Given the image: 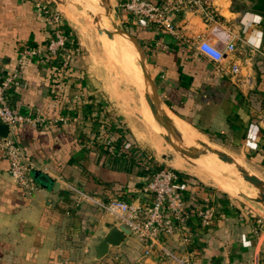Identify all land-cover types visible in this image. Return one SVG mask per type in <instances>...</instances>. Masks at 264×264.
<instances>
[{
  "label": "crops",
  "instance_id": "0c3cea01",
  "mask_svg": "<svg viewBox=\"0 0 264 264\" xmlns=\"http://www.w3.org/2000/svg\"><path fill=\"white\" fill-rule=\"evenodd\" d=\"M81 1L95 13L94 28L98 31L99 23L100 30L108 31L110 2ZM213 3L236 45L234 52L224 55L223 66L229 68L237 62L239 73L225 75L173 36L135 27L133 30L148 53V67L157 94L146 97L143 104L151 116L153 106L160 104L174 127L180 122L181 127L195 131L200 139H204L200 132L207 131L212 137H221V142L227 140L264 170V44L257 50L247 43V36L254 29L264 31V20L258 25L251 18L244 21L247 13L264 17V0H213ZM232 5L239 8L232 9ZM178 26L187 35L217 40L216 34L192 13L184 14ZM113 33L101 35L110 39ZM49 36L50 24L36 7V0H0V71L15 68L19 44L41 46ZM143 66L145 71L140 77L146 84L144 61ZM21 72L22 81L11 95L15 109L22 114H38L50 122L43 129L20 124L13 132L34 165L32 175L37 188L31 194L12 181L9 163L0 150V264H179L181 233L163 237L161 247L148 254H144L145 243L131 233L119 246L110 247L106 256L99 260L92 258L89 244L99 239L105 225L117 221L116 215L104 210L102 202L118 198L136 207L149 203L142 190L146 175L135 160L146 150L133 139L135 133L121 118H116V126L112 124L107 131L117 148H107L96 137L97 107L88 106L92 100L80 103L77 92L107 91L99 86L98 72L81 47L67 72L51 61L40 64L35 56L23 59ZM179 72L191 79L188 85L180 84ZM108 99L113 108L114 103ZM156 112L166 125H171ZM62 116L65 121L58 120ZM253 143L255 147L251 146ZM207 145L204 139L192 149L205 151ZM123 147L125 151H119ZM200 166L210 171L206 165ZM185 174L179 188L190 213L183 233L189 235L191 264H264V221L259 233L253 231L257 220L264 219V210L210 187L199 172L193 173L196 178ZM54 181L59 183L56 190L52 187ZM203 196H210L218 207L216 220L207 228L201 227L193 211ZM160 248L171 251L173 257H165Z\"/></svg>",
  "mask_w": 264,
  "mask_h": 264
},
{
  "label": "built area",
  "instance_id": "2783aa9c",
  "mask_svg": "<svg viewBox=\"0 0 264 264\" xmlns=\"http://www.w3.org/2000/svg\"><path fill=\"white\" fill-rule=\"evenodd\" d=\"M120 2L123 22L128 24L127 28L131 30L135 27L150 29L169 34L196 52H198L197 47L202 42L213 44L223 53L220 61L210 60L200 54L211 61L225 75L235 76L239 73L240 64L237 62H233L229 68L223 66L224 55L228 52H234L236 45L232 32L221 22L213 0H121ZM36 7L50 24L49 38L41 46L19 44L15 68L10 71H0V123L6 124L8 127L7 136L0 137V150L9 163L10 178L27 194H31L37 188L32 175L34 165L14 138L13 132L20 124H28L43 129L47 127L50 120L38 114L19 113L11 100L12 89L22 81L21 66L26 56L37 57L40 64L54 62L58 69L67 72L79 49L65 16L54 0H36ZM186 13L198 16L201 22L209 27L214 34L218 31L227 33L230 37L227 44L218 45L217 40L211 41L207 36L183 33L178 22ZM84 90L77 92L80 103L82 100H86V103L93 101L94 106L97 107L95 114L99 118L98 123L95 124L96 137L101 139L102 144L107 148H117L109 139L107 132L112 124L116 126V120L112 117L107 100L98 93L89 94L86 89ZM58 120L65 121V116L58 118ZM125 149L123 147L119 151L122 152ZM150 156L145 151L139 153L135 159L139 169L146 175L142 190L149 197V203L143 207H136L125 200L110 198L102 202L101 206L107 213L117 216L116 224L125 225L132 234L145 243L144 254L150 253L154 248L161 247L163 237H172L181 233V257L177 260L179 264H191L192 251L188 247L191 245L189 235L183 233V227L190 213L184 204L179 188L181 178L176 173V169L158 163ZM217 208L210 196H203L197 200L193 211L198 217L201 227L207 228L214 223L218 214ZM262 221H264L262 218L257 220L253 230L255 233L261 231ZM161 251L165 257H173L171 251L165 248Z\"/></svg>",
  "mask_w": 264,
  "mask_h": 264
},
{
  "label": "rangeland",
  "instance_id": "374dc122",
  "mask_svg": "<svg viewBox=\"0 0 264 264\" xmlns=\"http://www.w3.org/2000/svg\"><path fill=\"white\" fill-rule=\"evenodd\" d=\"M108 1L110 2L109 10L111 15V21L108 23V31L110 35L113 32H118V34L115 35V33H113L110 39H103L101 34L104 36L105 34H109V32L105 29L100 30L101 26L99 27V23L98 29L101 32L94 28L96 23L94 18H96V16L91 14L92 8L83 4L81 0H67L68 3H58L54 0L65 16L66 22L71 28L75 38L77 37V44L87 53L91 65L98 72V84L107 91L104 93L98 91V95L103 96L107 100L112 117L115 119L121 118L124 125L131 128L133 133H135L133 139H135L136 142L138 141V145L146 150L154 161L162 163L172 169H176L171 166L174 161L182 162L186 164L188 168L203 174L206 180H208L205 183L211 184L210 187H214L221 193H226L245 205L259 207L264 210V201L259 200L261 198L264 199V192L246 182L232 165L222 163L218 157L212 155H210L211 157L209 155L201 156L199 157L200 160L199 158L189 157L176 151L167 143L166 139L169 137L175 144L192 149L193 146L197 147L205 139L206 143L211 145V147L224 151L234 157H238L243 166L252 173L257 174L258 178L264 182V170H262L261 167H257L254 162H250V158L238 152L237 148L231 146L227 140L221 142L222 138L217 136L213 137L215 140H210V138L202 132L200 133L204 139H200L195 131H191L194 132L191 133L185 126L184 128L181 127L180 122H177L175 127L168 125L167 127L164 126L160 128L156 124L151 114H149L150 111H148L147 107L143 104L146 102V97L149 95H156L152 80L149 81L148 79L146 84L143 82L140 75L144 73L145 70L141 57L137 51L138 49L130 40L128 41L129 38L125 34L127 38L122 32L115 30L117 27H115L114 24L122 30L128 32L130 30L127 28L128 24L123 22V12L120 6L121 0ZM73 4H76V6ZM101 12L103 11L101 10ZM104 14L103 12L102 15ZM70 16L73 17V19H71ZM106 20L108 22V18ZM132 32V34L138 38V33L134 30ZM118 41L119 43H117ZM143 77L145 78L146 75H143ZM109 97L114 103L116 110L113 105V108H111ZM142 98L145 99L141 101ZM137 113L144 116L147 121ZM180 128L183 131H181ZM186 137L187 141L185 139ZM151 142L152 144L154 143L153 145H155L156 150L152 148ZM169 154L173 156L171 160L168 159ZM200 163L209 167L210 171L208 172L202 168ZM229 163H232V161L229 160ZM182 171L193 175L195 178L197 177L188 170ZM231 188H234L241 197L236 196L235 192L230 191L232 190ZM222 189L230 192L228 193Z\"/></svg>",
  "mask_w": 264,
  "mask_h": 264
},
{
  "label": "water",
  "instance_id": "95a60500",
  "mask_svg": "<svg viewBox=\"0 0 264 264\" xmlns=\"http://www.w3.org/2000/svg\"><path fill=\"white\" fill-rule=\"evenodd\" d=\"M56 2L58 3H62L59 0H56ZM93 14V12L91 13ZM95 14V13H94ZM93 14V15H94ZM116 26V25H114ZM117 30H119L120 32H122L123 34H125L129 40L135 45V47L138 49L142 60L145 63V66L147 68V72H145V75L147 77V79H149V81H151V73L148 67V61H147V56L146 53L144 51V49L142 48L140 42L138 41V39L132 35L131 33H129L128 31L122 30L120 27L116 26ZM110 33V32H109ZM153 83V82H152ZM156 94V93H155ZM157 95V94H156ZM154 108H157V104L154 105ZM152 117L155 120L156 124L162 128V127H167L168 125H166L164 123V121H162L160 118H158L156 112L153 109L152 112ZM170 124V123H168ZM173 126V124H171ZM8 134V127L6 124L0 123V137H6ZM167 143L170 144L176 151L185 154L189 157L192 158H199L201 156H205V155H216L219 160L222 163H226V164H230L232 165L233 168H235L240 174L241 177L248 182L249 184L255 186L256 188H258L260 191L264 192V182H262L254 173H252L249 169H247L245 166H243L237 159L238 157H234L230 154H227L224 151H221L219 149H216L214 147H211L209 145L205 146V151H200V150H196V149H188L185 148L181 145L175 144L174 142H172L170 140V138L168 137L166 139ZM173 158V156L171 154L168 155V159L171 160ZM229 160L232 161V163H229ZM53 189H57L59 187V183L57 181L53 182ZM261 201H264V199H259ZM131 234V230L129 228H127L125 225L123 224H116V222L111 223L110 225H105L104 229L100 232V237L97 241H93L89 244L90 249H91V255L92 258L95 260H99L102 257L106 256L109 253L110 247H115V246H119L121 244V242L123 241V239L127 236Z\"/></svg>",
  "mask_w": 264,
  "mask_h": 264
},
{
  "label": "clouds",
  "instance_id": "9594fccd",
  "mask_svg": "<svg viewBox=\"0 0 264 264\" xmlns=\"http://www.w3.org/2000/svg\"><path fill=\"white\" fill-rule=\"evenodd\" d=\"M251 18L252 21L255 24H259L262 20H264V17H261L257 14L253 13H247L244 16V21L247 22L248 19ZM216 39L218 43H225L227 44L228 40L230 39L229 35L224 32H216ZM247 43L249 46H251L254 49H259L262 44H264V31L257 29H254L252 32H250L247 36ZM197 51L204 56H206L210 60H216L220 61L222 58V51L215 45L210 44L208 42H202L198 47ZM252 147H255V144L253 143L251 145Z\"/></svg>",
  "mask_w": 264,
  "mask_h": 264
},
{
  "label": "trees",
  "instance_id": "16d2710c",
  "mask_svg": "<svg viewBox=\"0 0 264 264\" xmlns=\"http://www.w3.org/2000/svg\"><path fill=\"white\" fill-rule=\"evenodd\" d=\"M237 8H239V7H235V6H233L232 5V9H237ZM133 30H129V33L131 32V34L133 33L132 32ZM133 35V34H132ZM135 36V35H134ZM139 38V37H138ZM137 38V39H138ZM138 41L140 42V44H141V46H142V48L144 49V51H145V53H146V56L148 57V53H147V51H146V49H145V47L143 46V43L138 39ZM190 78L188 77V76H185L183 73H181V72H179V81H180V84H182V85H188L189 83H190ZM186 81V82H185ZM92 98V97H91ZM89 107H93V103H89V105H88ZM84 114V113H83ZM82 114V115H83ZM84 118H89L90 116H86V115H84L83 116ZM117 129H118V127H117ZM204 133H207L208 134V137L210 138V140H215L213 137H212V135L210 134V133H208L207 131H203ZM176 171V173L180 176V178L181 179H183V175H187V174H185V173H183V172H181V171H178V170H175ZM34 177V176H33ZM185 177H187V176H185ZM34 179H35V177H34ZM35 181H36V179H35Z\"/></svg>",
  "mask_w": 264,
  "mask_h": 264
},
{
  "label": "bare ground",
  "instance_id": "6f19581e",
  "mask_svg": "<svg viewBox=\"0 0 264 264\" xmlns=\"http://www.w3.org/2000/svg\"><path fill=\"white\" fill-rule=\"evenodd\" d=\"M122 42V41H121ZM138 51V50H137ZM139 52V51H138ZM140 57H141V55H140ZM141 60H142V58H141ZM142 62H143V60H142ZM140 81H141V79H140ZM151 97H153V96H151ZM153 108H154V106H153ZM148 109V108H147ZM156 110L163 116V119H166L170 124H171V119H170V117H169V115L166 113V110L163 108V106H161L160 104H157V108L155 109L154 108V111L156 112ZM148 113V112H147ZM150 114V113H149ZM156 114L159 116V114L156 112ZM160 117V116H159ZM161 118V117H160ZM162 120V119H161ZM214 155V154H213ZM214 156H216V155H214ZM217 157V156H216ZM169 164H171V163H169ZM171 166H173L174 168H176V169H179V170H188V171H190V172H192V173H194V174H198V172L197 171H194V170H192V169H190V168H188V166H186V164H184V163H182V162H179V161H174L173 163H172V165ZM202 179H204V178H202Z\"/></svg>",
  "mask_w": 264,
  "mask_h": 264
}]
</instances>
